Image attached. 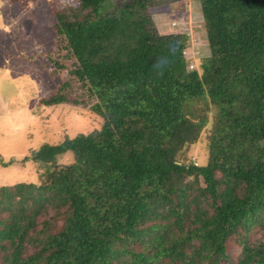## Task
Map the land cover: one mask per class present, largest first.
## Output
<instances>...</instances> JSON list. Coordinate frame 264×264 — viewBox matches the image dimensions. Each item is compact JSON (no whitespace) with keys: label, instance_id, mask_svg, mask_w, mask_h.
Instances as JSON below:
<instances>
[{"label":"trees","instance_id":"1","mask_svg":"<svg viewBox=\"0 0 264 264\" xmlns=\"http://www.w3.org/2000/svg\"><path fill=\"white\" fill-rule=\"evenodd\" d=\"M109 1L54 13L48 60L68 77L41 103L85 105L69 97L76 80L103 124L23 157L53 168L17 205L0 195V264H111L122 255L126 264H220L229 238L264 229V0H199L209 49L199 67L185 57L188 33L156 29L154 0L100 11ZM205 95L218 110L208 161L185 163L178 153L206 124L189 105ZM66 153L73 162L59 166ZM49 195L65 208L62 227L28 253ZM240 242L236 264H264V240Z\"/></svg>","mask_w":264,"mask_h":264},{"label":"rangeland","instance_id":"2","mask_svg":"<svg viewBox=\"0 0 264 264\" xmlns=\"http://www.w3.org/2000/svg\"><path fill=\"white\" fill-rule=\"evenodd\" d=\"M125 1L128 0H110L100 11L108 12ZM76 4L77 0H0V195L5 196L9 204L17 205L27 185H39L50 178L49 171L53 167L24 161L25 155L41 144H54L66 136L89 133L103 124V118L90 109L92 100L76 80L70 81L69 97L78 98L85 105L41 103L68 77L65 70L55 71L48 60L55 48L54 13L60 7ZM149 12L160 34H189L190 45L185 57L195 60L190 63L191 67H199L209 55L199 0H154ZM189 106V116L201 118L206 124L196 142L187 144L177 158L185 163L204 165L208 161L210 135L218 110L206 95ZM73 160L72 154L66 153L58 157L57 163L63 166ZM46 183L50 195L56 193V186ZM52 196L48 209L43 208L42 213L33 217L35 227L26 239L28 253L39 249L47 234L62 227L65 208ZM5 216L6 213L0 214L2 218ZM190 219L192 214L186 220ZM239 233L226 242L227 257L220 264H236L241 258V236L250 244L264 240V229L258 225ZM133 246L137 249L140 244ZM117 262L126 264L128 258L118 256L111 264Z\"/></svg>","mask_w":264,"mask_h":264}]
</instances>
